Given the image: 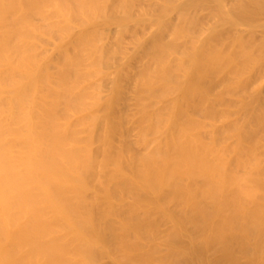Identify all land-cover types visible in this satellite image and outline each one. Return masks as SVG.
Masks as SVG:
<instances>
[{"label":"bare ground","instance_id":"bare-ground-1","mask_svg":"<svg viewBox=\"0 0 264 264\" xmlns=\"http://www.w3.org/2000/svg\"><path fill=\"white\" fill-rule=\"evenodd\" d=\"M0 264H264V0H0Z\"/></svg>","mask_w":264,"mask_h":264}]
</instances>
